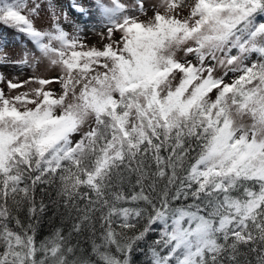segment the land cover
Here are the masks:
<instances>
[{
    "label": "snow or ice",
    "instance_id": "snow-or-ice-1",
    "mask_svg": "<svg viewBox=\"0 0 264 264\" xmlns=\"http://www.w3.org/2000/svg\"><path fill=\"white\" fill-rule=\"evenodd\" d=\"M0 26L33 46L0 35L32 73H0V264H264V0H0Z\"/></svg>",
    "mask_w": 264,
    "mask_h": 264
},
{
    "label": "rangeland",
    "instance_id": "rangeland-1",
    "mask_svg": "<svg viewBox=\"0 0 264 264\" xmlns=\"http://www.w3.org/2000/svg\"><path fill=\"white\" fill-rule=\"evenodd\" d=\"M66 3L67 0H64ZM159 0H147L148 5L150 6L152 3H158ZM151 14V13H149ZM187 13H185L186 15ZM36 26L38 28H41L42 30L47 28L49 26V21L47 17H44V19H37L36 20ZM70 30V29H69ZM101 37L97 33H89L87 37V43L91 45L99 46L101 43ZM33 46L28 42L25 41L23 38H18L15 40V43L8 45L7 52L10 58L17 59L22 56V53L26 49H31ZM0 73H2L5 77V79H13L14 82L16 80H24L27 79L28 76H30L32 73L29 69H24L21 71L18 67H15L11 64H0ZM54 88L57 90L59 89V85H53ZM0 88H3L5 92H8V89L6 87L5 83L0 82ZM24 90H27L25 88ZM250 122V121H249Z\"/></svg>",
    "mask_w": 264,
    "mask_h": 264
},
{
    "label": "trees",
    "instance_id": "trees-1",
    "mask_svg": "<svg viewBox=\"0 0 264 264\" xmlns=\"http://www.w3.org/2000/svg\"><path fill=\"white\" fill-rule=\"evenodd\" d=\"M0 35L7 37L9 41V45L15 43V40L20 38L12 34L9 30L4 29L3 26H0ZM23 39L27 41L26 38ZM50 230H51V225L48 223L47 219L42 220L40 226L38 227L37 238L43 239L45 236L49 235ZM137 264H144V258L138 257Z\"/></svg>",
    "mask_w": 264,
    "mask_h": 264
}]
</instances>
